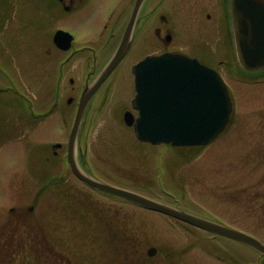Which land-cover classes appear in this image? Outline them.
<instances>
[{
    "label": "rangeland",
    "instance_id": "obj_1",
    "mask_svg": "<svg viewBox=\"0 0 264 264\" xmlns=\"http://www.w3.org/2000/svg\"><path fill=\"white\" fill-rule=\"evenodd\" d=\"M49 8L45 0L0 1V11H9L7 17H0V119L13 118L20 134L14 141L20 145L12 151L15 177L11 184L3 177L0 189V206L8 192L14 197L13 264H263L258 261L260 253L252 248L99 193L84 185L62 161L52 160L41 168L36 159L23 168L26 147L31 152L45 149L51 157L52 144L67 143L79 100L74 94V103L67 108L69 77L77 79V88L81 83L77 62L72 61L73 75L70 65H63L69 53L53 50L49 54L45 48L51 46L55 28L74 32V15L54 22ZM175 20V42L185 54L198 55L195 43L213 42L215 23H208L201 33L193 22L187 26L183 10ZM230 26L231 21L222 18V35ZM140 53L137 50L135 57ZM210 56L220 63L222 73H241L236 51L223 41ZM227 84L238 113L234 123L224 137L183 163L173 147L140 142L123 124L120 110L125 106L118 96L129 105L134 89L129 66L124 67L117 95L114 91L87 115L82 130L86 165L77 153L82 170L112 187L243 230L264 244V85L229 78ZM106 86L94 99L98 107ZM40 111L48 113L43 125L22 118ZM40 170L55 179L48 187L38 176ZM120 231L132 237L131 246L125 239L128 250L119 246L116 234ZM152 246L158 253L149 257L147 250ZM9 260L4 253L0 264Z\"/></svg>",
    "mask_w": 264,
    "mask_h": 264
},
{
    "label": "water",
    "instance_id": "obj_2",
    "mask_svg": "<svg viewBox=\"0 0 264 264\" xmlns=\"http://www.w3.org/2000/svg\"><path fill=\"white\" fill-rule=\"evenodd\" d=\"M140 1L138 0L137 5ZM239 2L236 4L239 11L236 12L235 30L240 62L248 70L263 69L264 0ZM134 16L130 27L133 25ZM62 35H65L64 32L59 31L56 39ZM124 49L123 44L110 66L80 100L69 141V161L74 173L96 188L122 196L197 228L239 241L264 254V245L244 232L98 182L80 171L74 150L85 108L122 58ZM134 74L137 95L133 107L138 110L139 116L135 119L131 112H127L124 121L128 126H134L140 141L152 144L167 143L173 146L208 145L219 137L228 124L232 103L227 86L215 70L198 60L169 53L147 57L134 67ZM156 252L157 250L152 248L148 253L153 256Z\"/></svg>",
    "mask_w": 264,
    "mask_h": 264
},
{
    "label": "flooded vegetation",
    "instance_id": "obj_3",
    "mask_svg": "<svg viewBox=\"0 0 264 264\" xmlns=\"http://www.w3.org/2000/svg\"><path fill=\"white\" fill-rule=\"evenodd\" d=\"M45 1L51 3L48 14L54 22L74 15V32L62 27L74 36L71 48L66 51L58 48L54 36L59 28L51 37V46L60 52L69 53L65 60L66 65H70L69 71L74 75V66L71 65H73L72 61L74 65L77 62L75 69L82 84H90L122 43L137 0ZM181 8L187 17V26L190 27V23L193 22L201 33L208 27V23L216 24L213 42L195 43L199 46V53L191 57L218 69L220 63L213 61L210 56L213 49L223 41L225 47L236 50L233 28L223 32V35L220 30L222 18H228L231 25L234 21V0H145L136 17L129 50L115 71L107 78L106 85L114 89L122 80L121 69L126 66L132 68L142 59V54L147 56L183 50L175 43L177 27L175 18L182 11ZM63 44L65 42L59 40V45ZM45 48L48 53L52 52V48ZM137 50L142 52L139 57H135ZM259 80L264 81V77ZM69 84L70 87L66 90L74 98V76L69 78ZM14 133L13 127L0 126V186L3 184L1 181L3 177H15L12 157ZM60 149L67 154V148L62 146ZM53 154L58 156V151H54ZM42 158L45 159L44 155ZM14 210V197L12 192H8L6 201L0 206V257L4 253L10 256L11 260L8 264H13L11 257L14 256Z\"/></svg>",
    "mask_w": 264,
    "mask_h": 264
}]
</instances>
